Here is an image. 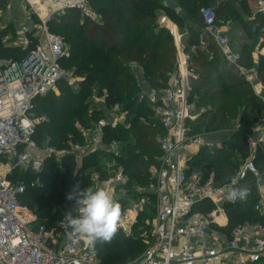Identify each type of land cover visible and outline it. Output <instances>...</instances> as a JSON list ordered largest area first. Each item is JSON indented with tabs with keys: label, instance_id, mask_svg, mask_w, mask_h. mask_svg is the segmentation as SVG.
Here are the masks:
<instances>
[{
	"label": "built area",
	"instance_id": "obj_1",
	"mask_svg": "<svg viewBox=\"0 0 264 264\" xmlns=\"http://www.w3.org/2000/svg\"><path fill=\"white\" fill-rule=\"evenodd\" d=\"M46 1L48 12L39 24H33L30 17L17 33L21 48H27L28 35L37 40L35 47L19 61H0V264H100L96 250L100 240L90 244L86 235L72 233L65 217L51 229L42 225L33 227L34 215L28 214L19 202L26 187L9 179L15 169H30L37 176L50 159L60 163L71 158L79 168L84 159L100 154L102 162L109 161L103 165L111 180L106 185L101 182L99 187L107 192L110 189L109 194L121 209L114 235L132 236L134 225L151 204L148 196L132 200L125 197V191L117 190V186L126 182L117 164L121 145L116 141L105 142L104 134L106 128L113 130L121 125L125 114L120 105L106 111L105 117L92 128L79 127L81 141L70 140L65 149L57 150L47 141L44 145L34 141L35 126L45 121L43 117L33 119L34 100L54 91L60 80L68 81L70 77L62 67L68 59L67 46L60 36L47 29V23L69 10L97 21L90 8L91 0ZM40 2L30 0L29 4ZM253 7L257 13L264 14V0L255 1ZM200 15L204 34L224 62L237 69L254 95L264 102V86L256 70L241 66V53L215 24V11L203 8ZM245 21L250 23L251 18ZM168 31L176 47L175 71L162 91L145 93L163 131L158 140L160 157L153 168V182L145 190L153 197L151 235L148 247L132 264H264V178L254 164L260 149L264 154V117L247 136L246 158L225 182L217 184L214 171L195 165V159L203 149L220 148L225 133L194 134L190 128L201 112L190 96L191 83L197 78L191 61L198 51L205 49L200 39L199 45L184 48L179 42L181 34ZM248 176L256 181L258 196L253 213L260 221L246 220L225 233L228 225L225 207L246 200V197L230 200L227 194L233 188H240ZM38 185L43 187L35 179L30 187ZM75 209L73 215L77 214Z\"/></svg>",
	"mask_w": 264,
	"mask_h": 264
},
{
	"label": "trees",
	"instance_id": "obj_2",
	"mask_svg": "<svg viewBox=\"0 0 264 264\" xmlns=\"http://www.w3.org/2000/svg\"><path fill=\"white\" fill-rule=\"evenodd\" d=\"M255 1L91 0L90 8L95 6L92 12L98 17V22L83 19L76 10L66 11L49 21L47 29L60 36L69 47V58L62 67L69 62L73 75L78 79L73 87L68 86L66 80H60L57 83L58 93L50 92L34 100L33 119L45 118L35 126L34 141L39 145L47 141L57 150L65 149L70 140L81 141L79 127L92 128L100 118L105 117L106 111L116 104L120 105L126 116L125 124L129 120L128 124L113 130L106 128L104 134L105 142L116 141L121 145L117 164L122 168L126 182L117 186V190L125 191V197L132 200L148 196L151 198L150 205H153V197L145 190L153 182L148 168L158 165V140L163 131L154 118L145 93L162 91L176 67L174 39L167 29L158 27L157 19L163 16L176 26L180 34H189V45H199L191 24L203 27L200 10L211 8L215 11L217 26L223 28L221 23L236 20L241 30L264 48V14L254 10ZM246 18H251V22L247 23ZM36 42L28 35L26 49L7 47L2 45L0 37V60L19 61L35 47ZM211 50V58L206 50L198 51L191 61L197 78L191 83L190 96L201 112L190 128L194 134L225 133L226 139L220 148L203 149L195 159V165L213 170L216 183L222 184L246 158L247 136L258 120L264 117V102L254 95L238 70L224 62L218 49ZM240 53L241 66L255 69L264 86V55H259L254 64L251 50L242 49ZM94 99L102 101L97 109H92ZM102 158L100 154L90 155L79 168L71 158H65L60 163L50 159L37 176L29 170L15 169L9 179L12 183L17 180L27 182L19 202L21 206L32 205L35 217L32 226L42 225L51 229L65 217L69 203L76 208L75 200L70 201L68 196L77 188L93 189L89 170L99 176L100 182L106 181L108 176ZM254 164L264 178V154L261 149ZM35 179L43 185L42 188L39 185L30 187ZM135 185L142 189L139 193H135ZM240 187L247 188L248 194L245 201L225 207L228 217L225 233L246 220L260 221L253 213L258 196L254 177L248 176ZM143 217L133 227L135 236L113 235L110 241L96 244L100 264H126L145 251L144 242L150 239L148 236L141 239L140 234L149 230L142 221Z\"/></svg>",
	"mask_w": 264,
	"mask_h": 264
},
{
	"label": "rangeland",
	"instance_id": "obj_3",
	"mask_svg": "<svg viewBox=\"0 0 264 264\" xmlns=\"http://www.w3.org/2000/svg\"><path fill=\"white\" fill-rule=\"evenodd\" d=\"M94 7L95 6L91 5V11H93L92 8H94ZM29 14L32 15L33 13H32L31 7L27 6L25 0H0V29L2 31V34L0 37H1V43L3 46L21 47V43L19 42V37L17 36V33H18V31L21 30L22 26H24L26 24V22L28 21V17H29L28 15ZM57 17L58 16H56V18ZM34 20H35V17H34ZM37 22H39V21H37ZM96 22H98V17H97ZM161 22H162V19L159 16L157 19L158 27H162ZM37 24H39V23H36V25ZM220 25L223 27V30H224L225 34L227 35L230 43L232 44V47L236 51L241 52L242 49H248V50H251L253 53H255V52H257V50H261V47H259V44H257L258 42L255 40H252L251 39L252 37L250 35L245 34L241 30L242 27L240 26V24L236 20L232 21V22L229 21L227 23H221ZM191 27L196 32L198 39H200V41L202 43V47L206 50L205 53H207V55L211 58V53H210V52H212L211 49L214 48L217 50L216 46L213 44V42H211L209 37L204 34V28L201 25L198 26L195 24H191ZM67 49H68V53H69V47L68 46H67ZM253 53H252V57H253ZM68 58H69V54H68ZM0 61L6 62L8 60H6V61L0 60ZM63 70L67 74H69V76H70L68 78V81L66 79V81H67L66 83H68V86L69 85L71 87L75 86V84L77 83L78 77H75L73 75V71H72L73 69H72L71 64L69 62H66ZM141 83L143 84V82H141ZM52 92L58 93L57 86H56L55 90ZM100 101L101 100H99V99H94V104L92 106V109H97L98 107H100V104H101ZM128 121L129 120H127L126 124H128ZM108 162L109 161H105L102 163L105 165V163H108ZM29 171H31V170L29 169ZM148 171H149L150 175H152V177H153L154 169L152 167H149ZM89 173L91 174L90 177H91L92 181L94 182L93 183V190L96 188H102V187H99L101 185L100 184L101 182L99 181V176L94 174L93 170H89ZM107 176H108V179L106 181H104L106 183L103 185H106L111 180L110 176L109 175H107ZM15 184L16 185H22L24 187L27 186L26 180H24V181L17 180V181H15ZM140 189H141L140 186H138V185L134 186L135 193H139V191L142 190V189L141 190ZM109 190H108V193H111ZM137 199H140V198H137ZM29 202L31 203V201H29ZM68 206H69V210L67 212H72L75 209V206H73V204H71V203H69ZM22 207L28 212V214L29 213L32 214V211H31V210H33L32 205L29 204L27 206L25 205ZM152 208H153V206L149 205V207L146 209V211L143 214V216H145V217L142 218V221L145 223V225L148 228H149V225L151 224V218H152V214H153ZM150 230L151 229L149 228V230L146 233H141L140 235H145L141 239H145L147 236L150 237V235H151ZM132 236H135V231L132 233ZM144 243H145L146 248H147L149 241L144 242ZM137 258L127 262L126 264H132Z\"/></svg>",
	"mask_w": 264,
	"mask_h": 264
},
{
	"label": "clouds",
	"instance_id": "obj_4",
	"mask_svg": "<svg viewBox=\"0 0 264 264\" xmlns=\"http://www.w3.org/2000/svg\"><path fill=\"white\" fill-rule=\"evenodd\" d=\"M247 194L248 189L245 187L233 188L228 192L227 198L235 200L245 198ZM68 199L76 202L77 214L65 213L72 233L86 235L90 244H94L97 240L108 242L113 238L121 209L112 195L103 188L94 190L77 188Z\"/></svg>",
	"mask_w": 264,
	"mask_h": 264
},
{
	"label": "crops",
	"instance_id": "obj_5",
	"mask_svg": "<svg viewBox=\"0 0 264 264\" xmlns=\"http://www.w3.org/2000/svg\"><path fill=\"white\" fill-rule=\"evenodd\" d=\"M27 6L31 7V10H32V15H28L30 18L31 17V22L34 24L36 23H39L41 19H43L45 16H46V13L48 12V2L46 0H41L40 3H30V0H25ZM168 2V1H167ZM169 3V2H168ZM34 15V16H33ZM34 17H35V20L37 19V21L39 22H35L34 20ZM161 19H162V27L167 29V30H176L178 32V29L176 28V26L174 24H172L171 22H169L166 18H164L163 16H161ZM34 21V22H33ZM223 29V28H222ZM259 55H264V48H261V50H257V52L253 53V62H256L258 61V56ZM256 91L259 92L260 91V87H257L256 88ZM101 104H102V101H100ZM125 122H126V116L123 117V119L121 120V125H125ZM262 139L264 140V136L262 137Z\"/></svg>",
	"mask_w": 264,
	"mask_h": 264
},
{
	"label": "water",
	"instance_id": "obj_6",
	"mask_svg": "<svg viewBox=\"0 0 264 264\" xmlns=\"http://www.w3.org/2000/svg\"><path fill=\"white\" fill-rule=\"evenodd\" d=\"M189 39H190L189 34L188 33H183V34L180 35L179 42L184 48H187L188 45H189Z\"/></svg>",
	"mask_w": 264,
	"mask_h": 264
},
{
	"label": "bare ground",
	"instance_id": "obj_7",
	"mask_svg": "<svg viewBox=\"0 0 264 264\" xmlns=\"http://www.w3.org/2000/svg\"><path fill=\"white\" fill-rule=\"evenodd\" d=\"M38 4V3H37ZM35 5H36V3H35ZM37 6V5H36Z\"/></svg>",
	"mask_w": 264,
	"mask_h": 264
}]
</instances>
